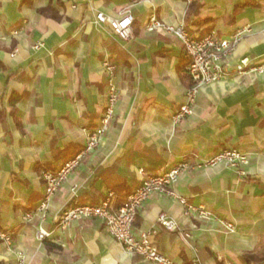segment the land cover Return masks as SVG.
Wrapping results in <instances>:
<instances>
[{"label":"crops","instance_id":"obj_1","mask_svg":"<svg viewBox=\"0 0 264 264\" xmlns=\"http://www.w3.org/2000/svg\"><path fill=\"white\" fill-rule=\"evenodd\" d=\"M199 4V24L188 25V6ZM259 2L262 8L242 6ZM0 0V262L13 264L21 252L28 264H154L128 255L97 219L74 220L55 228L56 216L72 201L98 204L108 191L130 193L137 170L157 174L186 159L190 165L210 153L233 147L247 154L246 177L222 165L190 169L174 189L195 205L211 209L216 220L185 215L176 198L153 193L133 225L156 229L157 247L174 264H244V253L264 252V75L203 86L192 114L173 125L186 86L180 41L169 34H145L150 15L167 23L183 21L201 37L215 31L229 37L249 25L230 56L264 61V0ZM51 7L57 19L38 14ZM134 18L127 40L109 24L95 23L102 12ZM16 31V34H12ZM36 42L42 45L38 49ZM115 67L119 100L100 146L86 156L52 198L44 220L22 222L42 196L41 170H52L78 152L105 105L103 61ZM175 219L191 238V248L156 220ZM232 223L228 232L220 221ZM50 235L35 240L38 227ZM49 244V247L45 245Z\"/></svg>","mask_w":264,"mask_h":264},{"label":"built area","instance_id":"obj_2","mask_svg":"<svg viewBox=\"0 0 264 264\" xmlns=\"http://www.w3.org/2000/svg\"><path fill=\"white\" fill-rule=\"evenodd\" d=\"M190 4L192 0H184ZM134 18L130 12L112 18L102 12L95 14V23L109 24L120 39L127 40L132 36V24ZM145 34L155 33L169 34L176 37L184 52V70L189 77L191 85L186 87L182 105L171 116V122L175 126L181 123L186 116L192 114L195 106L196 96L203 86L213 85L227 81H239L247 77L264 75V61L254 62L248 57H241L235 63L230 62V56L240 41L251 32V27L245 25L236 29L229 37L222 38L215 31H210L201 37H196L186 30L183 21L178 23H167L158 19L154 14L150 15L144 24ZM13 31L12 34H16ZM42 45L36 42L33 46L38 49ZM105 74V105L97 125L85 131V140L81 149L72 157L52 170L41 172L43 181V192L36 205L22 214V222L30 223L34 218L44 220L48 207L57 190L67 180L69 175L78 169L86 156L100 146L102 138L109 130L114 117L115 108L119 100V91L115 84V67L109 60L103 61ZM248 156L233 147L220 148L210 153L204 160L190 165L184 159L178 163L165 168L157 174H149L138 169L139 184L124 197V203L116 205V194L108 191L106 197L98 204L79 203L72 199L71 203L64 208L55 218V228L65 229L74 220L97 219L106 233L114 242L122 247L130 256H137L145 263L174 264L173 260L160 252L157 247L156 229L140 232L137 236L133 232V225L142 205L153 193H159L177 199L182 206L185 215L194 214L205 222L216 220L211 209L203 204L195 205L188 197L180 196L174 189L179 177L190 169H202L208 167L224 166L230 168L240 177H246L245 167L248 165ZM157 224L167 232L176 233L186 245L189 244L191 235L183 230L178 222L164 213L157 216ZM228 232H235V226L230 222L220 221ZM49 233L38 227L35 232V240L44 242ZM0 241L5 246H10L11 235L8 231L0 229ZM195 264L198 259L195 258ZM13 264H28L25 256L19 252Z\"/></svg>","mask_w":264,"mask_h":264},{"label":"trees","instance_id":"obj_3","mask_svg":"<svg viewBox=\"0 0 264 264\" xmlns=\"http://www.w3.org/2000/svg\"><path fill=\"white\" fill-rule=\"evenodd\" d=\"M242 6H251V7H259L262 8V6L259 4V2H248ZM199 4L192 2L189 6L188 9L186 11L185 14V22L188 25H195V24H199V21H195V19L198 17L199 15ZM38 14L42 15V16H46V17H51L53 19H57L56 16V12L54 11V9H52L51 7H47V8H42V9H38L37 10ZM184 66L183 65L179 70L178 73L180 75V78L182 80V82L184 83V85L186 87H189L191 85L190 81H189V77L186 74L185 70H184ZM45 169L41 170L44 171ZM40 172V174H41ZM116 200H115V204L116 205H121L124 203V197L128 194L127 193H123V192H116ZM45 245L47 247H49V244L47 242H45ZM241 261L244 264H264V252L260 253V254H253V253H244L240 256ZM0 264H3L2 262H0ZM184 264H191L188 261H185Z\"/></svg>","mask_w":264,"mask_h":264},{"label":"rangeland","instance_id":"obj_4","mask_svg":"<svg viewBox=\"0 0 264 264\" xmlns=\"http://www.w3.org/2000/svg\"><path fill=\"white\" fill-rule=\"evenodd\" d=\"M41 180H42V178H41ZM43 182V181H42ZM0 243H2L1 241H0ZM3 244V243H2Z\"/></svg>","mask_w":264,"mask_h":264}]
</instances>
